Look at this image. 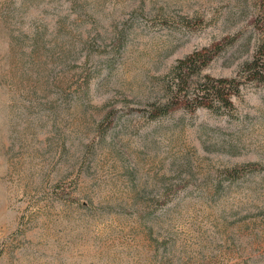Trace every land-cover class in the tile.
Returning a JSON list of instances; mask_svg holds the SVG:
<instances>
[{"label":"rangeland","instance_id":"1","mask_svg":"<svg viewBox=\"0 0 264 264\" xmlns=\"http://www.w3.org/2000/svg\"><path fill=\"white\" fill-rule=\"evenodd\" d=\"M262 20L264 0H0V264H264V83L166 104L178 59L216 45L192 79L230 77Z\"/></svg>","mask_w":264,"mask_h":264},{"label":"trees","instance_id":"2","mask_svg":"<svg viewBox=\"0 0 264 264\" xmlns=\"http://www.w3.org/2000/svg\"><path fill=\"white\" fill-rule=\"evenodd\" d=\"M261 25L264 26V20L261 21ZM215 48L216 45L196 48L177 60L171 76L172 93L166 104L181 100L190 109L198 106L227 108L232 105L231 97L240 91L243 79L264 83V38L257 39L250 58L240 63L232 76L204 75L194 81L192 77L209 63L217 50ZM181 85L191 86V91L181 93L179 88ZM166 106H156L151 109L154 111L150 110V112L155 115L163 114Z\"/></svg>","mask_w":264,"mask_h":264}]
</instances>
